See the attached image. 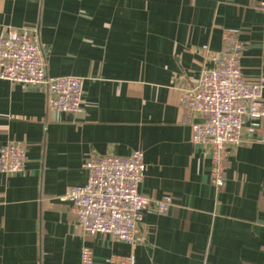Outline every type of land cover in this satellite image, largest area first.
I'll return each instance as SVG.
<instances>
[{
	"label": "crops",
	"instance_id": "0c3cea01",
	"mask_svg": "<svg viewBox=\"0 0 264 264\" xmlns=\"http://www.w3.org/2000/svg\"><path fill=\"white\" fill-rule=\"evenodd\" d=\"M264 0H0V35L38 28L48 74L85 78L77 114L48 107V92L0 78V150L27 145L23 173L0 170V264H264V119L229 148L225 185L193 144L181 88L228 50L248 44L244 77L264 78ZM201 121V118H196ZM143 148L142 194L173 197L144 212L142 241L86 236L62 196L85 185L83 163Z\"/></svg>",
	"mask_w": 264,
	"mask_h": 264
},
{
	"label": "built area",
	"instance_id": "2783aa9c",
	"mask_svg": "<svg viewBox=\"0 0 264 264\" xmlns=\"http://www.w3.org/2000/svg\"><path fill=\"white\" fill-rule=\"evenodd\" d=\"M225 41L228 50L214 58L216 65L204 67L195 85L181 88L183 106L192 119V142L209 147L211 180L219 189L226 182L229 148L243 142L247 123L259 127L264 119V78L251 82L242 71V59L249 46L231 36ZM0 78L45 88L50 110L71 114L81 110L85 78L48 74L46 53L36 27L10 28L0 35ZM26 162L24 142H10L1 148L2 172L23 173ZM83 167L88 171L87 183L71 186L62 199L73 204L77 226L86 236L103 233L137 244L143 239L144 212L154 207L164 214L173 205L170 195L154 199L141 193L147 170L143 148L127 156L90 157ZM130 261L133 264L134 258ZM82 263H95L94 252L88 247L82 251Z\"/></svg>",
	"mask_w": 264,
	"mask_h": 264
}]
</instances>
